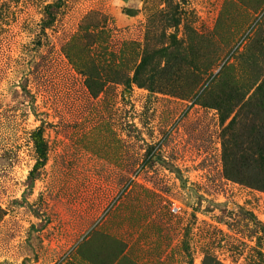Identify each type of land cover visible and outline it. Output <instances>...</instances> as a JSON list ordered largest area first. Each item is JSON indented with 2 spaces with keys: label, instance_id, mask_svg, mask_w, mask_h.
<instances>
[{
  "label": "rangeland",
  "instance_id": "1",
  "mask_svg": "<svg viewBox=\"0 0 264 264\" xmlns=\"http://www.w3.org/2000/svg\"><path fill=\"white\" fill-rule=\"evenodd\" d=\"M225 148L263 161L264 0H0V264H252Z\"/></svg>",
  "mask_w": 264,
  "mask_h": 264
},
{
  "label": "trees",
  "instance_id": "2",
  "mask_svg": "<svg viewBox=\"0 0 264 264\" xmlns=\"http://www.w3.org/2000/svg\"><path fill=\"white\" fill-rule=\"evenodd\" d=\"M220 71L218 75L223 74L225 71ZM223 71V72H222ZM236 87L239 86L237 82L234 83ZM234 85V87H235ZM86 87L92 95H95L97 91L101 92L102 88L96 89L92 82H86ZM240 87V86H239ZM229 90V89H227ZM230 93L225 94V101L231 105L233 102L231 90ZM235 92V91H234ZM234 94V93H233ZM239 100V98H237ZM238 102V101H236ZM31 141L33 143V147L36 153V164L31 172V175L34 174V171L42 168L45 165V161L47 160V152L46 146L43 139V134L41 128L35 129V131L31 134ZM239 151V150H238ZM260 154L263 156V161H259L254 165L243 164L240 161L235 160V154H232L231 151L228 152L227 148L224 149L223 154V164L225 169V176L228 180L236 183H240L242 185H246L247 187L255 188L257 190H264V148H260ZM2 211L0 209V215ZM248 216L251 221L255 222L256 219L253 217L251 213H248ZM260 226L261 232L264 233V227ZM253 261L252 264H264V250L257 245L255 249H253ZM202 264H221L219 261L213 260L211 257L206 256Z\"/></svg>",
  "mask_w": 264,
  "mask_h": 264
},
{
  "label": "crops",
  "instance_id": "3",
  "mask_svg": "<svg viewBox=\"0 0 264 264\" xmlns=\"http://www.w3.org/2000/svg\"><path fill=\"white\" fill-rule=\"evenodd\" d=\"M121 1L128 4V5H132L136 2V0H121Z\"/></svg>",
  "mask_w": 264,
  "mask_h": 264
}]
</instances>
